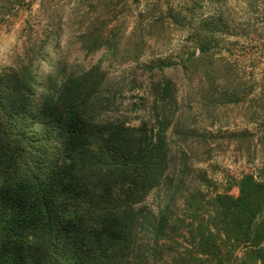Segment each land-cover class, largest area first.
Instances as JSON below:
<instances>
[{"label": "trees", "instance_id": "trees-1", "mask_svg": "<svg viewBox=\"0 0 264 264\" xmlns=\"http://www.w3.org/2000/svg\"><path fill=\"white\" fill-rule=\"evenodd\" d=\"M110 3L90 13L111 16ZM167 15L189 30L190 9ZM94 26L84 50L116 55L119 36ZM65 73L43 83L29 65L0 71V264H264L263 182L243 176L238 196H215L208 217L168 203L150 218L140 205L170 169L169 122L109 116L100 63ZM183 224L191 248L175 238Z\"/></svg>", "mask_w": 264, "mask_h": 264}, {"label": "rangeland", "instance_id": "rangeland-1", "mask_svg": "<svg viewBox=\"0 0 264 264\" xmlns=\"http://www.w3.org/2000/svg\"><path fill=\"white\" fill-rule=\"evenodd\" d=\"M98 1L0 0V71L29 65L44 83L100 63L109 116L137 110L150 126L166 118L170 169L140 205L152 219L168 203L179 215L191 206V217H208L215 196H238L243 176L264 183V0H110L111 16L90 13ZM188 9L187 31L167 18ZM95 24L119 36L116 55L84 50ZM180 228L176 240L191 248L188 225Z\"/></svg>", "mask_w": 264, "mask_h": 264}]
</instances>
